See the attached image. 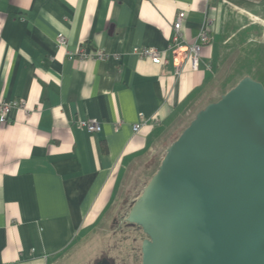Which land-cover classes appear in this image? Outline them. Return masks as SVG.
<instances>
[{"label":"crops","instance_id":"crops-1","mask_svg":"<svg viewBox=\"0 0 264 264\" xmlns=\"http://www.w3.org/2000/svg\"><path fill=\"white\" fill-rule=\"evenodd\" d=\"M221 4L0 0V98L26 103L0 122V264H53L120 200L127 184L161 161L214 82ZM180 11L186 13L183 45L199 43L202 25L212 20L198 69L186 58L176 73L173 63L132 52L147 45L170 54ZM60 33L67 48L58 45ZM80 46L109 56L66 53ZM141 113L147 123L135 132ZM87 118L99 119L102 130L87 131L79 123Z\"/></svg>","mask_w":264,"mask_h":264},{"label":"water","instance_id":"water-1","mask_svg":"<svg viewBox=\"0 0 264 264\" xmlns=\"http://www.w3.org/2000/svg\"><path fill=\"white\" fill-rule=\"evenodd\" d=\"M125 224L146 234L141 264H264L262 81L246 75L196 112Z\"/></svg>","mask_w":264,"mask_h":264},{"label":"rangeland","instance_id":"rangeland-1","mask_svg":"<svg viewBox=\"0 0 264 264\" xmlns=\"http://www.w3.org/2000/svg\"><path fill=\"white\" fill-rule=\"evenodd\" d=\"M216 21L215 78L199 109L218 100L246 75L264 83V0H222ZM198 108L187 114L174 139ZM159 164L160 161L142 179L136 178L132 184H127L120 200L112 203L95 224L87 227L68 253L53 264H96L104 256L113 257L117 264H141V243L146 234L139 228L127 226L125 218L130 204L142 193Z\"/></svg>","mask_w":264,"mask_h":264},{"label":"built area","instance_id":"built-area-1","mask_svg":"<svg viewBox=\"0 0 264 264\" xmlns=\"http://www.w3.org/2000/svg\"><path fill=\"white\" fill-rule=\"evenodd\" d=\"M185 11H180L177 15V18L174 22V34L171 39L170 44L168 45L167 51L170 54L164 55V51L153 47V46H135L132 49V52L138 55L140 58H147L150 59L152 62L156 64H169L173 63L176 69V73L180 72V67L182 62L186 58H190L191 64L193 69L199 68L200 63V49L202 45L208 44L211 41L210 31L212 27V20L206 19L204 24L201 27L199 33V43H191L183 45L185 38L183 36V20L185 18ZM58 45L60 47L67 48L68 46V39L63 34L60 33L58 36ZM185 47L182 56V60L180 62L175 61L176 54H178L182 47ZM68 56L72 59L77 58H89L92 57L94 59H106L108 58V54L103 49H97L96 51H87L85 46H80L77 51L66 50ZM173 57V59L171 58ZM116 59H119V56H115ZM26 109V103L24 100H8L4 98H0V122L4 123L7 122L8 119L11 117L14 109ZM79 123L87 129L90 133H96L102 130L101 121L97 118H87V119H80ZM147 123L145 116L143 113L140 114V120L137 123H134L133 129L135 132L140 131L142 127Z\"/></svg>","mask_w":264,"mask_h":264},{"label":"flooded vegetation","instance_id":"flooded-vegetation-1","mask_svg":"<svg viewBox=\"0 0 264 264\" xmlns=\"http://www.w3.org/2000/svg\"><path fill=\"white\" fill-rule=\"evenodd\" d=\"M104 257H105V256H104ZM102 258H103V257H102ZM107 258H108L109 260H111V262H112L113 264H117V263H116V260H115L113 257H109V256H108ZM99 260H100V259H99ZM99 260H98V261H99ZM98 261H97V262H98ZM97 262H96V264H97Z\"/></svg>","mask_w":264,"mask_h":264}]
</instances>
